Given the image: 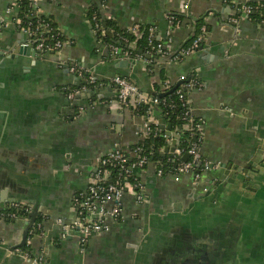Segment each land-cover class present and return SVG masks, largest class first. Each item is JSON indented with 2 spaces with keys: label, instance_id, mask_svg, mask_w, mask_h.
Masks as SVG:
<instances>
[{
  "label": "crops",
  "instance_id": "0c3cea01",
  "mask_svg": "<svg viewBox=\"0 0 264 264\" xmlns=\"http://www.w3.org/2000/svg\"><path fill=\"white\" fill-rule=\"evenodd\" d=\"M16 3L0 0V204L21 200L47 216L45 234L35 233L30 246L45 260L29 261L14 250L24 244L30 218L0 220V264H264V24L241 19L236 32L226 0H38L67 44L32 56L19 52L27 36L16 26ZM93 8L119 30L140 23L161 38L165 14H183L175 48L205 16L204 49L179 61L161 57L154 73L142 59L120 66L97 40L88 15ZM61 61L94 73L104 97L69 99L59 88L80 80ZM161 68L170 84L191 75L202 84L187 96L192 114L204 121L203 154L222 166L195 182L189 173L157 177L151 165L143 176L147 201L127 193L121 219L90 236L82 254L79 232L58 240L55 220L75 216L74 197L86 190L99 159L136 143L146 120L119 102L107 80L120 74L154 92ZM211 179L217 180L212 187Z\"/></svg>",
  "mask_w": 264,
  "mask_h": 264
},
{
  "label": "built area",
  "instance_id": "2783aa9c",
  "mask_svg": "<svg viewBox=\"0 0 264 264\" xmlns=\"http://www.w3.org/2000/svg\"><path fill=\"white\" fill-rule=\"evenodd\" d=\"M234 1L235 6L232 8V16L230 19L235 24L234 28L236 32H238L240 20H250L248 14L252 8L251 6L246 5V0ZM237 2H241V6H238ZM16 4L18 5V1ZM29 4L34 13H41L38 8V0H29ZM184 6L187 7L188 5L184 4ZM236 12L239 13V18L233 16ZM88 15L89 19L94 22L93 30L98 42L101 45H104L103 47L108 48L110 56L116 57L120 60L131 59L137 61L142 59L148 71L150 70L149 67L151 66V61L148 58L141 55L132 56L130 51L124 50L119 45L110 44L103 39V36L107 35V31L102 25V21L107 19V17L104 18L103 15H101L95 8L89 10ZM27 16L29 21L26 25L22 24V21L19 17L16 20L17 28L27 36L26 42L22 44L23 46H32L33 48L40 51L57 50V52H60L64 48V46L67 44V41L64 42L57 40L53 45L46 43L45 36H47L46 34L50 33L48 23L41 22L43 25L40 29V26H36V24H34L32 18L33 15L28 14ZM165 18L168 22V29L166 30L164 38L157 36L154 26H149L147 29L148 42L151 44L152 50L155 53L169 58L170 61H179L180 59H183L191 54L201 52L204 49V42L206 40V28L204 26L201 28V33L195 37L189 46L184 48H175L173 46V34L182 26V19L174 13H166ZM142 29L143 28L141 27V24L137 23L129 30L140 36L142 34ZM39 31H41L40 36L38 35ZM35 40H37L36 44H34ZM60 64L62 66L65 65L72 73L78 76V79L80 80L78 85L79 89H77L75 92L71 87H64V89L68 90L65 94L71 100L74 99L78 94L87 92L94 87L104 85V82L100 81L94 73L85 70L75 62L61 61ZM107 81V84H111L112 86L116 87L117 98L123 106L128 107L129 105H132V108H136L137 105L142 102L158 104L159 102L164 101V99H161V97H151V95L141 91L139 86L126 76L116 74ZM185 85L191 89H201L202 87L200 81L193 78ZM178 93L179 97L184 100L185 93L182 90H179ZM186 103H189V101L186 100ZM84 110L85 107L81 105L79 106L78 113L81 114L84 112ZM145 118L146 120L144 125L138 131L139 139L137 142L148 135L153 130V127L160 129V123L155 117V113L148 111V114ZM184 118L190 120L191 122L194 120L192 109L185 113ZM195 125L196 128L201 131V140H204V121L200 119V121ZM165 131V137L167 138L168 146L161 149L162 153L181 155L182 149L176 146L179 134L171 132L170 130L167 131V129H165ZM174 140L176 141L175 145H173ZM128 147L129 146L116 147L112 151L103 155L99 159L91 175L86 190L80 192L74 197L73 203L75 207V216L69 220L62 217H58L55 220L56 224L60 226L61 229L58 240H65L74 231L79 232V251L82 254L86 251V245L90 236L109 231L111 229L112 223L121 219L123 213V199L127 193L132 192L135 195L136 202L139 204H143L147 201V185L143 180V176L147 173L148 168L151 165L155 166V176L161 177L165 175L162 168L157 167L156 163L149 161L146 156L140 153V151H142L140 147L135 149H130ZM171 147L174 149L171 150ZM167 148L168 150H166ZM188 154L192 155V159L190 161L185 160L184 162H181L178 166H176L173 172L170 173L177 179L182 174L189 173L193 175L195 182H199L205 172L220 168L222 166L220 163H215L210 159L205 158L203 156L202 146L197 143H193L192 147L188 150ZM129 158H132L133 161L127 163L126 161ZM199 164H202V171H197L196 169V166ZM111 166L116 167L119 171V174L115 176L114 181L111 180L113 177V175H111ZM131 177L134 178V183L130 182ZM216 182V179H211L209 181V186L212 187L216 184ZM205 190H208V187H206ZM9 204L13 207L19 208V210H21L24 214L18 215L16 212L5 213L2 211V208ZM32 211V207L27 203L21 200H13L6 203V205L0 204V220L5 222H7L6 218L28 220ZM35 232L42 235L45 234L43 221L37 222L35 227L29 230L25 246L17 247L14 250L16 253L21 254L29 261L41 263L45 260L44 255L42 253L34 255L30 248L31 238ZM1 243L2 242H0V244Z\"/></svg>",
  "mask_w": 264,
  "mask_h": 264
},
{
  "label": "trees",
  "instance_id": "16d2710c",
  "mask_svg": "<svg viewBox=\"0 0 264 264\" xmlns=\"http://www.w3.org/2000/svg\"><path fill=\"white\" fill-rule=\"evenodd\" d=\"M18 1V7H19V18L22 21L23 25H26L28 23V14L33 15V22L36 24V26H41L43 25L42 23H48L49 24V29L50 33L46 34V43L49 45H53L57 40H61L66 42L65 37L62 35L61 31L59 30L57 24L54 22L53 18L51 16L44 15L42 13H34L33 9L31 8L29 4V0H17ZM227 4L232 11V8L235 6V1L234 0H226ZM246 5L251 6V11L249 12V18L251 21H254L256 23H261L264 24V0H246ZM238 6H241V2H237ZM179 18H183V14H176ZM232 16V13L230 15V18ZM233 16H236L239 18V13L236 12ZM205 16L202 18L198 19L194 31L192 32V36L187 40L185 45L180 46L181 47H187L189 46L192 41L195 39V37L201 33V28L204 26L207 29V23L204 20ZM229 18L228 22L232 26H235V24L231 21ZM42 22V23H41ZM94 23V22H92ZM102 25L106 29V31L110 32L111 36L108 34L103 36V39L114 45H119L122 47L124 50L130 51L132 56L136 55H141L146 58H148L151 63H150V70L149 73H154V68L155 64L157 63V60L162 56L161 54H157L152 50L151 44L148 42L147 38V29L148 27L145 25L141 24L142 29V34L140 36L136 35L133 31L131 30H119L116 28V26L113 24V22L110 19H104L102 21ZM94 26V24H93ZM41 31H39V36H40ZM35 39V38H33ZM157 40V38H156ZM36 41H34V44H36ZM43 53L46 52H57V50H50V51H42ZM184 59V58H183ZM181 60V59H180ZM123 76V75H122ZM193 79H196L195 76L191 75ZM128 79L131 80L130 77H127ZM159 78H160V83L159 82H154V94L157 97H161V99H164V101L159 102L158 104H153V103H139L136 108H132V105H129L128 107L133 109V112L136 115H142L145 116L148 114V111L152 113H156L160 116V118L163 119L165 128H162L160 125V129H156L153 127V130L146 135L142 140L139 142H136L134 144L129 145L128 148L130 149H135L137 147H140L142 151L140 153L144 156H146L149 161H152L157 164V167H160L164 170L165 175L170 174L173 172V170L178 166L181 162L190 161L192 159V155L188 154V150L192 147L193 143H197L201 146H203L204 140H201V131H199L198 128H196V123L200 121L199 117L194 116V120L191 122L188 119L184 118V115L187 111H190L191 109V104L189 101V98L187 96V92L190 89L187 87L185 84L189 83L191 79H184V82L178 85L175 89L174 84L169 83V79L165 73V70L161 68L159 70ZM65 86L59 88L62 90L64 93H66L68 90L64 89ZM74 92L79 89L78 86H73L71 87ZM182 90L185 93V99L182 100L179 97L178 91ZM166 93V95H162ZM79 95V94H78ZM76 95L75 98L78 96ZM73 100V99H72ZM186 100L189 101V103H186ZM78 113V112H77ZM170 126V131L179 134L178 141L176 146L182 149V154L178 155H170V154H163L162 153V148H166L168 146L167 138L165 137L166 135V127ZM187 155V159H184V156ZM203 156L207 158L204 154ZM133 161L132 158L127 159V163H130ZM112 170V181H114V178L116 175L119 174V171L116 167L111 166L110 167ZM197 171H202V164H199L196 166ZM130 182L134 183V178H130ZM134 188V187H133ZM135 189V188H134ZM2 211L5 213H10V212H16L18 215L24 214L22 213L19 208L13 207L10 204L7 205L6 207L2 208ZM26 215V214H25ZM47 216L45 214L39 213L37 216L36 221L33 223V227H35L37 222H40L44 220ZM7 222H14L16 219L12 218H6ZM30 228V229H31ZM36 233V232H35Z\"/></svg>",
  "mask_w": 264,
  "mask_h": 264
},
{
  "label": "water",
  "instance_id": "95a60500",
  "mask_svg": "<svg viewBox=\"0 0 264 264\" xmlns=\"http://www.w3.org/2000/svg\"><path fill=\"white\" fill-rule=\"evenodd\" d=\"M107 34L109 35V36H111V34H110V32H108L107 31ZM19 52H21V54H25V55H32V56H35L36 55V53H38V52H41L40 50H38V49H35V48H33L32 46H21L20 47V50H19ZM130 61V59H123V60H118V65H120V66H124L125 64L127 65L128 64V62ZM133 61V60H132ZM184 82V80H181V82H178V84H176L175 86H174V88L173 89H175L178 85H180L181 83H183ZM104 86L102 87V86H99L98 88H92V89H90V90H88L87 92H84V93H81L86 99H90V98H94V99H96V97H99L100 99H102L104 96L101 94L100 95V92H101V90H104ZM108 89L109 90H111L112 89V87H108ZM143 92H146V93H148L149 95H151V97H154L155 96V94H154V92L152 91V90H142ZM164 96V95H166V93H164V94H161V96ZM155 117L159 120V123H160V125H161V127L162 128H165V124H164V121H163V119L162 118H160V116L158 115V114H156L155 113ZM166 129H167V131L170 129V126L168 125L167 127H166ZM175 143H176V141L174 140L173 141V145H175ZM174 148L173 147H171V150H173ZM166 150H168V148L166 149ZM184 159H187V155L186 156H184ZM233 166H232V164L231 165H228V168H227V171H230L231 170V168H232ZM237 169V171L238 172H241V168H236ZM244 170V169H243ZM14 200H16V199H14ZM11 201H13V200H11ZM10 202V201H9ZM40 213V211H39V209L38 208H33V211L31 212V214H30V219L28 220V222H27V228H26V230H25V232H24V244L23 245H21V247H24L25 246V243H26V239H27V235H28V232H29V230H30V227H31V225L36 221V219H37V216H38V214Z\"/></svg>",
  "mask_w": 264,
  "mask_h": 264
}]
</instances>
